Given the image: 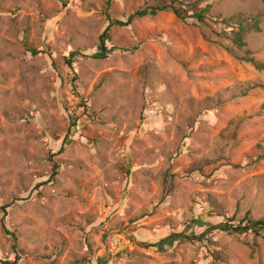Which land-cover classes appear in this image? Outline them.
I'll list each match as a JSON object with an SVG mask.
<instances>
[{
  "label": "rangeland",
  "instance_id": "374dc122",
  "mask_svg": "<svg viewBox=\"0 0 264 264\" xmlns=\"http://www.w3.org/2000/svg\"><path fill=\"white\" fill-rule=\"evenodd\" d=\"M169 1L0 0V264H264L216 230L264 218V0H177L101 58Z\"/></svg>",
  "mask_w": 264,
  "mask_h": 264
},
{
  "label": "trees",
  "instance_id": "16d2710c",
  "mask_svg": "<svg viewBox=\"0 0 264 264\" xmlns=\"http://www.w3.org/2000/svg\"><path fill=\"white\" fill-rule=\"evenodd\" d=\"M178 3L177 0H170L169 4L161 6L158 5L156 7H149L143 11H139L136 13V15L129 17L127 22L124 21H111L108 29L102 34L101 39H100V56L101 58H108L112 53L117 51V48L111 47L109 48L106 44V41L110 39V29L113 28L114 26L118 27H127L130 26L135 18H144L150 14H154L156 12H164V11H170L173 12L177 17L183 19L185 17V14H187V11L183 7H178L176 5ZM200 2L197 1L195 2V5H198ZM195 18H197L199 21H203L205 19V15L201 12L194 14ZM109 20L111 19V16H108ZM234 19V18H231ZM230 28V34L232 35V42L240 49L244 48L247 46L246 42V36L252 31H256L258 33L262 32L261 27H259L258 21L255 22L253 27H247L242 25L241 23L239 24H234L232 23V20L224 21ZM233 29V30H231ZM251 54V53H250ZM33 55H37V51H33ZM78 55L81 56V53L79 51L71 52L66 58L67 65L70 67H73V64L77 61ZM247 62L252 63L256 69L263 71L264 70V62H258L256 59H246ZM67 139L64 141L63 148H61L59 154H61L64 151L65 145L67 144ZM55 156V154H52L50 158L52 159ZM58 170L59 167L58 165L54 164V173L52 175V178H55L58 175ZM9 206L5 207L8 208ZM230 223L225 224L222 228H218L216 230L220 231H225L227 234H238V235H248V234H253L256 237L263 236L264 232V218L262 219H253L251 215L245 216L243 219L240 221H236V219L231 218L228 220ZM236 222H238L236 224ZM6 233L13 237L14 240H16L15 235L11 233L10 231L6 230ZM264 237V236H263ZM172 241L171 238L166 239L165 242ZM19 259V258H18Z\"/></svg>",
  "mask_w": 264,
  "mask_h": 264
}]
</instances>
